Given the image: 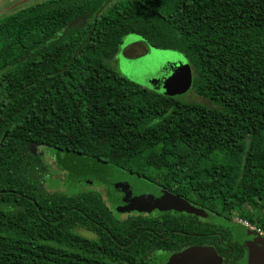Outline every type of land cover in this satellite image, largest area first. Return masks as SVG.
Here are the masks:
<instances>
[{"label":"trees","instance_id":"obj_1","mask_svg":"<svg viewBox=\"0 0 264 264\" xmlns=\"http://www.w3.org/2000/svg\"><path fill=\"white\" fill-rule=\"evenodd\" d=\"M128 35L186 58L215 107L112 70ZM31 145L164 175L207 214L118 219L99 192L49 193ZM235 216L264 237V0H44L0 15V264H166L192 246L237 264Z\"/></svg>","mask_w":264,"mask_h":264},{"label":"rangeland","instance_id":"obj_2","mask_svg":"<svg viewBox=\"0 0 264 264\" xmlns=\"http://www.w3.org/2000/svg\"><path fill=\"white\" fill-rule=\"evenodd\" d=\"M42 1L44 0H1L0 15ZM107 65L124 79L152 93L176 98L186 103L215 107L192 90L194 74L186 58L173 51L151 49L140 37L134 35L124 37L119 51L107 62ZM31 151L42 157L48 167L44 187L49 193L73 195L85 191L99 192L106 206L118 219H124L127 214L134 215L142 211H155L154 213L160 214L163 212L192 214L187 207V205L191 207L189 202L168 191L157 189L152 180L160 182L164 175L159 177L153 171L147 170L145 175L150 180H144L77 154L56 152L47 147L34 145H31ZM83 171L112 174V178L116 179L118 184L108 178L85 174ZM175 198L180 199L181 202ZM189 198L192 204L198 206L194 198ZM206 207L204 204L205 213ZM148 208L151 210H143ZM244 210L248 208L245 206ZM252 214L257 215L258 211ZM239 219H241L240 216H235L232 223L237 224L236 220ZM77 232L82 236L91 237V234L84 230H77Z\"/></svg>","mask_w":264,"mask_h":264},{"label":"water","instance_id":"obj_3","mask_svg":"<svg viewBox=\"0 0 264 264\" xmlns=\"http://www.w3.org/2000/svg\"><path fill=\"white\" fill-rule=\"evenodd\" d=\"M6 136L7 135H5L4 138H6ZM80 172L82 171L80 170ZM83 173L106 179L108 178L113 180L115 184H118L117 181L112 178V174L99 173L96 171H83ZM175 199L181 202L180 199ZM187 207L194 215L203 213L200 209L188 205ZM147 210H151V208ZM234 237L245 251L243 259L237 264H264V237L261 234L237 226L234 229ZM166 264H222V259L217 255L213 247L192 246L181 252L170 255Z\"/></svg>","mask_w":264,"mask_h":264},{"label":"flooded vegetation","instance_id":"obj_4","mask_svg":"<svg viewBox=\"0 0 264 264\" xmlns=\"http://www.w3.org/2000/svg\"><path fill=\"white\" fill-rule=\"evenodd\" d=\"M111 173H112V172H111ZM115 180H116V179H115ZM152 181L155 182V184H156L158 190H162V191H164V192L166 191V190L163 188L162 184H160L158 181H156V180H154V179H153ZM189 204H190L191 206H194L192 203H189ZM198 206H199V205H198ZM198 206H194V207L197 208V209H199L200 206H199V207H198ZM154 212H155V211H153V212H151V213H154ZM201 215L204 216L205 213H204V214L202 213ZM201 215H200V220H201V221L205 220L206 217L203 218V217H201ZM231 225H232V224H231ZM237 226H239V225L237 224ZM240 227H241V226H240ZM234 228H236V227H234ZM233 240H234V239H233ZM185 249H186V248H185ZM180 252H181V251H180ZM169 254H170V253H169ZM169 254L167 255V258H166V259H168V257L170 256ZM173 254H174V253H173ZM171 255H172V254H171ZM221 259H222V257H221ZM222 260H223V259H222ZM222 264H225V263L222 262Z\"/></svg>","mask_w":264,"mask_h":264},{"label":"built area","instance_id":"obj_5","mask_svg":"<svg viewBox=\"0 0 264 264\" xmlns=\"http://www.w3.org/2000/svg\"><path fill=\"white\" fill-rule=\"evenodd\" d=\"M236 222H237V224H238L239 226L244 227V228H246V229H249V230H251V231H254V232L260 234L259 230L256 229V228H255L253 225H251L250 223H248V222H246V221H244V220H242V219L236 220Z\"/></svg>","mask_w":264,"mask_h":264},{"label":"bare ground","instance_id":"obj_6","mask_svg":"<svg viewBox=\"0 0 264 264\" xmlns=\"http://www.w3.org/2000/svg\"><path fill=\"white\" fill-rule=\"evenodd\" d=\"M0 2H1V0H0Z\"/></svg>","mask_w":264,"mask_h":264}]
</instances>
